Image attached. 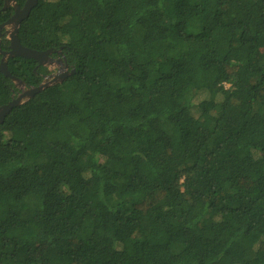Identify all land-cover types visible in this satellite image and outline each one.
I'll list each match as a JSON object with an SVG mask.
<instances>
[{
    "label": "trees",
    "instance_id": "1",
    "mask_svg": "<svg viewBox=\"0 0 264 264\" xmlns=\"http://www.w3.org/2000/svg\"><path fill=\"white\" fill-rule=\"evenodd\" d=\"M18 37L76 72L0 126V264H264V0H39Z\"/></svg>",
    "mask_w": 264,
    "mask_h": 264
},
{
    "label": "water",
    "instance_id": "2",
    "mask_svg": "<svg viewBox=\"0 0 264 264\" xmlns=\"http://www.w3.org/2000/svg\"><path fill=\"white\" fill-rule=\"evenodd\" d=\"M4 2L5 5L3 11L13 8L14 14L10 19L7 20V22L0 26V43L3 36L2 31H4V29L7 30V38L11 41L10 52H4L0 48V54L3 56L0 65V71L5 77L13 80L15 82L16 88L20 89L21 92L16 97H14L10 103L0 106V126L5 123L7 117L15 108L22 106L49 87L63 84L76 72L75 69H72L71 72L69 71V73H67V69L65 70L64 67H69L68 63L64 65L61 60L54 61L52 58L54 54H59L66 59V56L63 53V48H61L59 51H55L54 49H49L47 51H37L22 45L18 37L20 27L22 23L30 17L33 9L38 6L39 0H27L23 7H20L16 0H4ZM15 58L36 61V69H39L40 67H46L49 69L54 67L56 70L58 69L59 73L51 77H46L38 86L26 88L24 81L13 76L9 70V60ZM57 65L60 67V69L57 67Z\"/></svg>",
    "mask_w": 264,
    "mask_h": 264
},
{
    "label": "flooded vegetation",
    "instance_id": "3",
    "mask_svg": "<svg viewBox=\"0 0 264 264\" xmlns=\"http://www.w3.org/2000/svg\"><path fill=\"white\" fill-rule=\"evenodd\" d=\"M4 23H2V24H0V26L1 25H3ZM6 32H7V30L6 29H4V31H2V38H1V43H0V48L2 49V51H4V52H10V48H11V41L7 38V34H6ZM3 47H5V48H7V50H4L3 49ZM61 48H63V53H64V55L66 56V54H65V51H64V47H60V48H58V49H54L55 51H59ZM2 58H3V56L1 55L0 56V63L2 62ZM52 58L54 59V61H58V60H61L62 62H63V64L64 65H66V63H68V60H67V57H66V59L62 56V55H59V54H54L53 56H52ZM16 59V58H15ZM65 59V60H64ZM67 60V61H66ZM68 66L69 67H64L65 68V70L67 69V73H69V71L71 72V66L68 64ZM57 67L60 69V67L57 65ZM41 68V67H40ZM39 68V69H40ZM48 70H49V74H47V75H42V77H43V80L46 78V77H51V76H53V75H55V74H58L59 72H58V69L56 70L54 67H51L50 69L48 68ZM19 79V78H18ZM21 80V79H20ZM23 81V80H22ZM25 83V82H24ZM41 84V83H40ZM26 86V88H29V87H31V86H27V84L25 85ZM20 92H21V90L20 89H17V91H14V94H13V98L14 97H16L18 94H20Z\"/></svg>",
    "mask_w": 264,
    "mask_h": 264
},
{
    "label": "clouds",
    "instance_id": "4",
    "mask_svg": "<svg viewBox=\"0 0 264 264\" xmlns=\"http://www.w3.org/2000/svg\"><path fill=\"white\" fill-rule=\"evenodd\" d=\"M2 55V54H1ZM0 65H1V63H0Z\"/></svg>",
    "mask_w": 264,
    "mask_h": 264
}]
</instances>
